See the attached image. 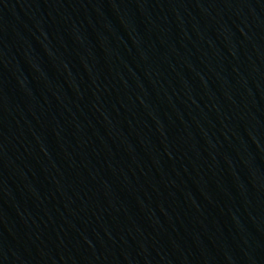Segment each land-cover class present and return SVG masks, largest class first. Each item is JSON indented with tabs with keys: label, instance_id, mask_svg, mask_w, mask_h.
I'll list each match as a JSON object with an SVG mask.
<instances>
[{
	"label": "water",
	"instance_id": "1",
	"mask_svg": "<svg viewBox=\"0 0 264 264\" xmlns=\"http://www.w3.org/2000/svg\"><path fill=\"white\" fill-rule=\"evenodd\" d=\"M0 264H264V0H0Z\"/></svg>",
	"mask_w": 264,
	"mask_h": 264
}]
</instances>
